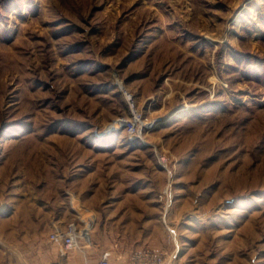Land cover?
Returning a JSON list of instances; mask_svg holds the SVG:
<instances>
[{
	"label": "rangeland",
	"instance_id": "obj_1",
	"mask_svg": "<svg viewBox=\"0 0 264 264\" xmlns=\"http://www.w3.org/2000/svg\"><path fill=\"white\" fill-rule=\"evenodd\" d=\"M70 222L264 264V0H0V264Z\"/></svg>",
	"mask_w": 264,
	"mask_h": 264
},
{
	"label": "crops",
	"instance_id": "obj_2",
	"mask_svg": "<svg viewBox=\"0 0 264 264\" xmlns=\"http://www.w3.org/2000/svg\"><path fill=\"white\" fill-rule=\"evenodd\" d=\"M94 229L95 227L87 226L84 223L77 228V244L73 249L68 251H62L60 248L55 251L38 250L32 257L23 258L20 264H96L102 253L106 251L105 243L107 241L119 244H129L133 241V239L124 236L110 239L106 233H100L97 230L95 233ZM117 250L126 264L131 249L129 246L119 245Z\"/></svg>",
	"mask_w": 264,
	"mask_h": 264
},
{
	"label": "built area",
	"instance_id": "obj_3",
	"mask_svg": "<svg viewBox=\"0 0 264 264\" xmlns=\"http://www.w3.org/2000/svg\"><path fill=\"white\" fill-rule=\"evenodd\" d=\"M50 241L62 251L73 249L77 244V227L74 222L68 223L65 227L55 226L50 235ZM165 254L154 252L148 248L135 250L131 254L135 264H164ZM111 252L104 251L96 264H111Z\"/></svg>",
	"mask_w": 264,
	"mask_h": 264
},
{
	"label": "clouds",
	"instance_id": "obj_4",
	"mask_svg": "<svg viewBox=\"0 0 264 264\" xmlns=\"http://www.w3.org/2000/svg\"><path fill=\"white\" fill-rule=\"evenodd\" d=\"M109 131H112V129H111V130H109Z\"/></svg>",
	"mask_w": 264,
	"mask_h": 264
}]
</instances>
